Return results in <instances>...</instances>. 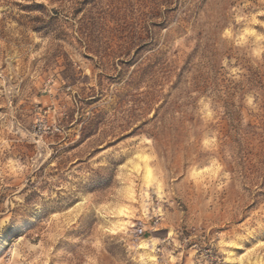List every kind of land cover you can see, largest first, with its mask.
<instances>
[{"label": "rangeland", "instance_id": "rangeland-1", "mask_svg": "<svg viewBox=\"0 0 264 264\" xmlns=\"http://www.w3.org/2000/svg\"><path fill=\"white\" fill-rule=\"evenodd\" d=\"M0 264H264V0H0Z\"/></svg>", "mask_w": 264, "mask_h": 264}, {"label": "bare ground", "instance_id": "bare-ground-1", "mask_svg": "<svg viewBox=\"0 0 264 264\" xmlns=\"http://www.w3.org/2000/svg\"><path fill=\"white\" fill-rule=\"evenodd\" d=\"M124 222H125V220H124Z\"/></svg>", "mask_w": 264, "mask_h": 264}]
</instances>
